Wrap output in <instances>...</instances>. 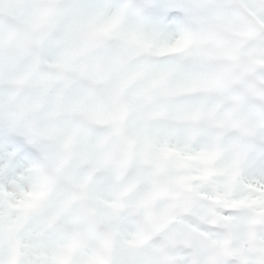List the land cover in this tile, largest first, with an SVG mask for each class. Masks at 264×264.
Returning a JSON list of instances; mask_svg holds the SVG:
<instances>
[{
	"label": "clouds",
	"instance_id": "1",
	"mask_svg": "<svg viewBox=\"0 0 264 264\" xmlns=\"http://www.w3.org/2000/svg\"><path fill=\"white\" fill-rule=\"evenodd\" d=\"M0 264H264V0H0Z\"/></svg>",
	"mask_w": 264,
	"mask_h": 264
}]
</instances>
